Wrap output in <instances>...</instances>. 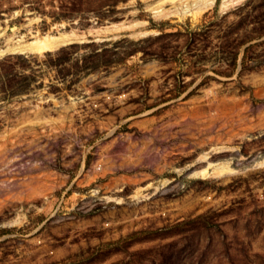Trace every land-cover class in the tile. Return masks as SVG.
I'll use <instances>...</instances> for the list:
<instances>
[{
	"label": "rangeland",
	"instance_id": "rangeland-1",
	"mask_svg": "<svg viewBox=\"0 0 264 264\" xmlns=\"http://www.w3.org/2000/svg\"><path fill=\"white\" fill-rule=\"evenodd\" d=\"M154 1L0 0V264H264V0Z\"/></svg>",
	"mask_w": 264,
	"mask_h": 264
},
{
	"label": "bare ground",
	"instance_id": "bare-ground-1",
	"mask_svg": "<svg viewBox=\"0 0 264 264\" xmlns=\"http://www.w3.org/2000/svg\"><path fill=\"white\" fill-rule=\"evenodd\" d=\"M145 1V0H144ZM222 7L226 6L228 2L233 0H223ZM214 0H155L153 3L148 4L146 8L151 10L154 16L157 17H183L189 14H199L201 11H205L208 8H212L214 5ZM167 6H171L168 9ZM193 15V17H194ZM200 16V15H199ZM169 19V18H168ZM195 19V18H194ZM121 29L119 25H112L106 28L98 29L96 31H90L89 35H100V33L112 32ZM103 35V34H102ZM139 35V34H135ZM85 35H78L74 32L72 33H57L47 34L44 36L34 35L29 41H17L12 42L4 50H0V54L8 52H18V53H36L43 54L46 52L53 51L60 45H66L74 41H82ZM59 49V48H58ZM211 166V164H209ZM227 167L221 166L215 168L216 171L224 172ZM203 174H206L203 171Z\"/></svg>",
	"mask_w": 264,
	"mask_h": 264
}]
</instances>
